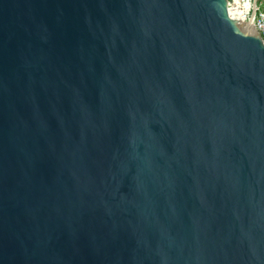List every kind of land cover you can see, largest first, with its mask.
<instances>
[{
	"label": "water",
	"instance_id": "1",
	"mask_svg": "<svg viewBox=\"0 0 264 264\" xmlns=\"http://www.w3.org/2000/svg\"><path fill=\"white\" fill-rule=\"evenodd\" d=\"M0 264H264V46L226 0H0Z\"/></svg>",
	"mask_w": 264,
	"mask_h": 264
},
{
	"label": "built area",
	"instance_id": "2",
	"mask_svg": "<svg viewBox=\"0 0 264 264\" xmlns=\"http://www.w3.org/2000/svg\"><path fill=\"white\" fill-rule=\"evenodd\" d=\"M227 11L238 7L239 12L244 13L240 23L247 24L260 35L261 42L264 46V0H226Z\"/></svg>",
	"mask_w": 264,
	"mask_h": 264
},
{
	"label": "bare ground",
	"instance_id": "3",
	"mask_svg": "<svg viewBox=\"0 0 264 264\" xmlns=\"http://www.w3.org/2000/svg\"><path fill=\"white\" fill-rule=\"evenodd\" d=\"M229 16L233 19H243L244 13L239 12L238 7H234L231 10H229ZM240 22V20H238ZM243 26L248 27L247 24H242Z\"/></svg>",
	"mask_w": 264,
	"mask_h": 264
}]
</instances>
